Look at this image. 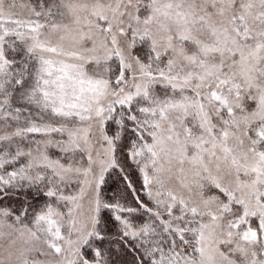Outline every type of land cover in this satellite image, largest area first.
<instances>
[{
  "label": "snow or ice",
  "instance_id": "snow-or-ice-1",
  "mask_svg": "<svg viewBox=\"0 0 264 264\" xmlns=\"http://www.w3.org/2000/svg\"><path fill=\"white\" fill-rule=\"evenodd\" d=\"M0 264H264V0H0Z\"/></svg>",
  "mask_w": 264,
  "mask_h": 264
}]
</instances>
